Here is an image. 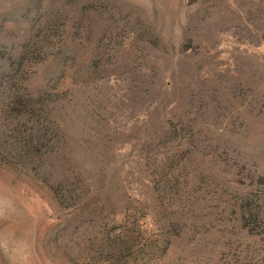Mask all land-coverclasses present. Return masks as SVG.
Instances as JSON below:
<instances>
[{
  "label": "rangeland",
  "instance_id": "374dc122",
  "mask_svg": "<svg viewBox=\"0 0 264 264\" xmlns=\"http://www.w3.org/2000/svg\"><path fill=\"white\" fill-rule=\"evenodd\" d=\"M0 264H264V0H0Z\"/></svg>",
  "mask_w": 264,
  "mask_h": 264
},
{
  "label": "trees",
  "instance_id": "16d2710c",
  "mask_svg": "<svg viewBox=\"0 0 264 264\" xmlns=\"http://www.w3.org/2000/svg\"><path fill=\"white\" fill-rule=\"evenodd\" d=\"M37 105H38V107H40V108H42V107L44 106V104H43L42 102H41V103L39 102Z\"/></svg>",
  "mask_w": 264,
  "mask_h": 264
}]
</instances>
